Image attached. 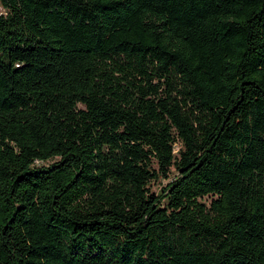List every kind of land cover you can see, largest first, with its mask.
<instances>
[{"label": "trees", "instance_id": "1", "mask_svg": "<svg viewBox=\"0 0 264 264\" xmlns=\"http://www.w3.org/2000/svg\"><path fill=\"white\" fill-rule=\"evenodd\" d=\"M0 7V264H264V0Z\"/></svg>", "mask_w": 264, "mask_h": 264}, {"label": "rangeland", "instance_id": "2", "mask_svg": "<svg viewBox=\"0 0 264 264\" xmlns=\"http://www.w3.org/2000/svg\"><path fill=\"white\" fill-rule=\"evenodd\" d=\"M0 14H3V10L0 7ZM171 174L169 175L168 179L166 181H158V182H153L150 184V191L154 194H158L159 191L164 187V185L166 184V182L173 178L174 176V172H170Z\"/></svg>", "mask_w": 264, "mask_h": 264}]
</instances>
